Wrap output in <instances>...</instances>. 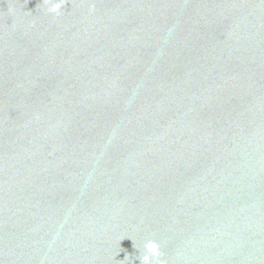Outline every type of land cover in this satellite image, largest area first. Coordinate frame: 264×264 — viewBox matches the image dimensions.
Returning <instances> with one entry per match:
<instances>
[{"label": "water", "instance_id": "water-1", "mask_svg": "<svg viewBox=\"0 0 264 264\" xmlns=\"http://www.w3.org/2000/svg\"><path fill=\"white\" fill-rule=\"evenodd\" d=\"M0 0V264H264V0Z\"/></svg>", "mask_w": 264, "mask_h": 264}, {"label": "clouds", "instance_id": "clouds-1", "mask_svg": "<svg viewBox=\"0 0 264 264\" xmlns=\"http://www.w3.org/2000/svg\"><path fill=\"white\" fill-rule=\"evenodd\" d=\"M50 8L48 12L58 15L61 12L63 0H50ZM160 246L155 241H149L144 245V255L142 257V264H161L160 261Z\"/></svg>", "mask_w": 264, "mask_h": 264}]
</instances>
